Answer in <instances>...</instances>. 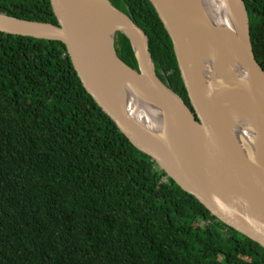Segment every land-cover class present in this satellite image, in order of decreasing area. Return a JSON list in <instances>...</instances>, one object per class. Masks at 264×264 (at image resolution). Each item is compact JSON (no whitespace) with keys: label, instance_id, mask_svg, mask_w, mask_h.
Segmentation results:
<instances>
[{"label":"trees","instance_id":"trees-1","mask_svg":"<svg viewBox=\"0 0 264 264\" xmlns=\"http://www.w3.org/2000/svg\"><path fill=\"white\" fill-rule=\"evenodd\" d=\"M144 31L157 75L192 109L149 0H110ZM264 69V0H244ZM0 12L58 24L50 0ZM119 57L138 64L128 37ZM0 264H264V247L228 227L137 149L82 85L59 40L0 31Z\"/></svg>","mask_w":264,"mask_h":264},{"label":"water","instance_id":"water-1","mask_svg":"<svg viewBox=\"0 0 264 264\" xmlns=\"http://www.w3.org/2000/svg\"><path fill=\"white\" fill-rule=\"evenodd\" d=\"M149 1L172 40L192 109L157 75L144 31L110 0H50L57 25L0 12V31L64 43L82 85L129 141L218 220L264 247V69L252 48L245 2L224 0L232 25L225 32L198 0ZM117 31L128 37L138 69L119 57ZM206 47L225 52L244 75L213 81ZM119 82L130 90L125 99ZM226 103L243 106L250 147L230 130ZM146 105L157 121L149 120Z\"/></svg>","mask_w":264,"mask_h":264},{"label":"bare ground","instance_id":"bare-ground-1","mask_svg":"<svg viewBox=\"0 0 264 264\" xmlns=\"http://www.w3.org/2000/svg\"><path fill=\"white\" fill-rule=\"evenodd\" d=\"M198 2L202 12L208 17V19H210L213 24L225 32L232 31L230 17L228 12L224 9V0H198ZM205 51L206 58H209L210 56L214 59L212 65H207L208 70L210 71L209 74L213 81L222 79L227 80L232 77H242L244 75L236 61L225 52L211 47H206ZM218 62H220L222 65L220 69L217 68ZM213 87V91H215L217 85H213ZM126 89L130 93V90L124 82L118 83L117 91L123 99H125L127 94ZM218 96L219 95L217 94V97ZM136 99L140 104V99L137 97ZM146 106L150 115L149 120L157 121L159 114L151 106ZM223 109V113L229 122L230 130L233 132V134H235L236 137L241 138L242 142L245 144L244 147H250L253 136L243 106L239 103H236V105H232L229 109V105L226 103Z\"/></svg>","mask_w":264,"mask_h":264}]
</instances>
